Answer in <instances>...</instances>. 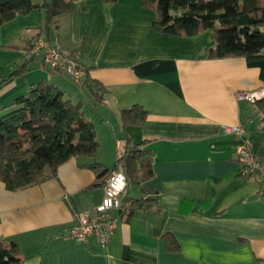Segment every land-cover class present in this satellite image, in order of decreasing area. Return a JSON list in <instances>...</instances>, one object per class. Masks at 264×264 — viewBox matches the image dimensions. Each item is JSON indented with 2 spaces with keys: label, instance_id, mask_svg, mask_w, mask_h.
<instances>
[{
  "label": "crops",
  "instance_id": "1",
  "mask_svg": "<svg viewBox=\"0 0 264 264\" xmlns=\"http://www.w3.org/2000/svg\"><path fill=\"white\" fill-rule=\"evenodd\" d=\"M18 16L0 25V49L18 45L21 53L8 74L30 57L28 39L40 32L79 54L103 96L96 100L83 82L33 55L28 62L39 69L30 83L26 73L0 83L8 99L0 100V115L44 80L82 103L94 124L100 167L113 169L130 137L146 149L151 170L128 185L130 197L140 198L145 188L149 200L130 214L118 210L105 247L94 238L66 236L74 213L91 210L104 194V177L87 165L91 157L72 156L54 175L25 187L9 189L0 179V239L18 244L22 264H264V195L257 176L240 172L241 138L224 132L241 125L264 158L261 114L234 97L236 90L264 88L259 69L242 56L208 57L209 29L194 35L156 30L155 11L142 0H73L48 29L39 28L38 12L30 34L11 35L9 24ZM23 76L25 83L18 81Z\"/></svg>",
  "mask_w": 264,
  "mask_h": 264
},
{
  "label": "trees",
  "instance_id": "2",
  "mask_svg": "<svg viewBox=\"0 0 264 264\" xmlns=\"http://www.w3.org/2000/svg\"><path fill=\"white\" fill-rule=\"evenodd\" d=\"M72 4L73 0H0V25L35 9L40 15L39 28L48 29L56 23V16L71 11ZM142 4L155 11L152 23L160 32L194 35L209 29L208 57L242 56L248 66L259 69L260 79L264 81V0H142ZM32 56L0 79V83L24 75ZM85 74L77 83L83 82L99 101L103 88ZM253 104L257 114H261L264 130V97ZM10 106L8 112L0 115V179L7 188L36 184L54 175L61 163L79 155L92 158L87 165L96 169L105 182L112 169L100 167L94 160L98 147L95 128L85 118L80 101L73 102L63 89L40 80L30 84L27 94L17 96ZM127 111L122 112L124 120ZM24 128L26 131L21 133L20 129ZM126 140L125 150L113 169L121 170L126 176L120 209L130 214L149 199L145 188L140 198L130 197L128 185L144 180L151 170L141 142L133 143L130 137ZM0 264H22L14 240L0 239Z\"/></svg>",
  "mask_w": 264,
  "mask_h": 264
},
{
  "label": "built area",
  "instance_id": "3",
  "mask_svg": "<svg viewBox=\"0 0 264 264\" xmlns=\"http://www.w3.org/2000/svg\"><path fill=\"white\" fill-rule=\"evenodd\" d=\"M40 54L43 63L50 68L63 72L68 78L79 82L85 74V66L78 53L62 48L56 41L46 37H34L26 55ZM236 100L256 102L264 97V88L240 89L234 93ZM224 132L237 135L241 142L236 147L240 161V172L244 176L258 177V192L264 195V158L245 138L241 125L224 126ZM127 185L125 174L119 169H112L105 180L104 194L99 204L89 211L74 213V222L66 232L67 237L85 242L97 239L102 247L109 242L114 228L115 218L121 205V195Z\"/></svg>",
  "mask_w": 264,
  "mask_h": 264
},
{
  "label": "rangeland",
  "instance_id": "4",
  "mask_svg": "<svg viewBox=\"0 0 264 264\" xmlns=\"http://www.w3.org/2000/svg\"><path fill=\"white\" fill-rule=\"evenodd\" d=\"M38 1H40V0H33V2H38ZM38 23H39L38 11L34 9V10L30 11L28 14L18 16V18L16 20H14L12 22V24H9V25L14 26V29L10 30L12 33L11 35L30 34L33 30L32 26L37 25ZM25 26H28V28L25 29L26 28ZM2 27H3L2 30H4V29H6L7 26H2ZM263 30H264V28H263ZM39 36H42V35L39 33H36L28 39L27 47L25 50L26 52L29 51L30 42H31L32 38L39 37ZM42 37H46V36L43 35ZM46 38H48V37H46ZM16 46H10L7 48L0 49V76H1L2 71L4 70L5 66H7L6 70L7 69L8 70H7L6 74H8V72L11 70L10 68H12L15 65L14 60L20 61L21 53L19 52L18 45H16ZM40 57H41L40 54H36L35 59H39ZM5 62H6V64H5ZM34 62L35 61H33V62L29 61L28 62V67L30 69L26 72V79L28 80L27 82H29V83L34 78L35 74L33 71H36L39 69V68H37V66H34ZM18 81H22L25 83L26 80L23 76L22 78L18 79ZM0 92H1V89H0ZM25 94H27V91L25 92ZM6 95L7 94H5V95L1 94L0 95L1 102L2 101L5 102L6 100H8ZM5 110H7V109H4V111Z\"/></svg>",
  "mask_w": 264,
  "mask_h": 264
}]
</instances>
